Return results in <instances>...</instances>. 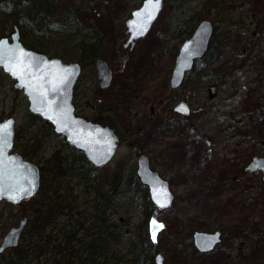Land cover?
I'll return each mask as SVG.
<instances>
[{
    "label": "rangeland",
    "instance_id": "obj_1",
    "mask_svg": "<svg viewBox=\"0 0 264 264\" xmlns=\"http://www.w3.org/2000/svg\"><path fill=\"white\" fill-rule=\"evenodd\" d=\"M203 1L189 0L180 10L173 1L165 2L149 33L132 49L124 44L128 39L126 20L139 6L136 0L86 4L88 10L79 17L82 33L100 39L104 49L100 57L112 69L113 81L101 89L95 66H87L74 104L87 118L103 110L122 136L113 160L96 168L101 179L107 180L121 162L136 166L140 152L170 181L174 205L153 229L165 264H264V177L261 172L246 170L254 156H264V0H233L237 5L244 3L240 9L244 29L250 30L224 25L228 36L216 53L213 75L207 74L212 67L197 64L181 88L169 90L174 53L180 46L172 37L178 27L194 21L189 19L201 10ZM225 1L223 11H229L232 0ZM206 11H217L210 12L209 20L221 19V4ZM56 12L51 30L61 25L64 32L66 21ZM2 29L0 23V32ZM223 32L220 25L217 33ZM200 70L206 71L204 77ZM193 80L202 89L192 92ZM14 82L0 68V121L13 116L18 127L27 117L29 103L26 95L14 88ZM232 82L240 92L237 98L230 94ZM181 100L191 107L189 117L172 112ZM47 144L46 154L58 140L50 136ZM122 196L117 220L131 216L132 224L139 223L145 200L136 194ZM32 210L28 200L19 205L0 203V243ZM214 230L223 233L222 243L213 252L200 254L192 234ZM134 231L135 227L128 232L126 247L130 239L137 240ZM151 254L138 252L145 264Z\"/></svg>",
    "mask_w": 264,
    "mask_h": 264
},
{
    "label": "trees",
    "instance_id": "obj_2",
    "mask_svg": "<svg viewBox=\"0 0 264 264\" xmlns=\"http://www.w3.org/2000/svg\"><path fill=\"white\" fill-rule=\"evenodd\" d=\"M94 1L100 4L105 0ZM94 1L0 0V23L3 28L0 38L9 36L17 26L21 41L27 48L67 62L78 61L84 70L94 65L95 59L104 51L100 39L82 33L83 23L79 19L80 14L88 10L86 4ZM136 1L139 5L143 2ZM169 1H173L178 10L189 2L165 0ZM225 3V0L203 1L201 10L194 11L189 19L194 21L188 24L187 19L182 21L186 26L178 27L172 37L173 41L181 44L192 34L197 22L209 20L210 12H217L206 10L218 8L221 4V19L217 22L211 20L214 34L209 51L199 62L205 67H212L207 72L210 75L217 70L216 53L228 36V28L224 25L239 27L244 32L250 30L244 29V15L240 11L244 3L237 5L232 0L229 11H223ZM62 6L67 7L56 12ZM55 12L66 21L64 32L61 25L51 30V18ZM220 25L224 27L221 34L217 33ZM48 43L58 44V47L51 48ZM200 71V77H204L206 71ZM217 78L221 79V76ZM195 81L191 86L192 92L202 89ZM75 89H78V85ZM230 91L232 97L239 96L236 82L230 84ZM89 119L118 130L116 122L103 110L97 111ZM50 136H55L58 144L46 154ZM14 148L24 158L40 166L41 186L38 193L28 200L33 204V210L18 246L1 255L0 264H145L138 255L139 251L153 252L147 264H155L154 253L160 249L153 239V227L162 219L165 211L152 204L147 187L136 175L133 162H121L107 180L101 179L83 153L70 146L64 137L56 135L50 123L30 112L16 129ZM128 194L141 195L145 200L142 219L136 224L131 223V216L126 219L119 217L118 220L116 217L122 207V195ZM134 227L133 235L137 240L130 239L126 247V237Z\"/></svg>",
    "mask_w": 264,
    "mask_h": 264
},
{
    "label": "water",
    "instance_id": "obj_3",
    "mask_svg": "<svg viewBox=\"0 0 264 264\" xmlns=\"http://www.w3.org/2000/svg\"><path fill=\"white\" fill-rule=\"evenodd\" d=\"M164 1L159 0V8L151 19L147 15L148 0H144L141 6L131 13V17L126 21L129 37L124 44L125 48L132 49L139 39L149 33L163 10ZM141 28L143 33L136 35ZM213 33V23L203 20L193 34L181 44L170 77V89L179 88L186 74L204 58ZM0 51L4 53L0 67L15 81L14 88L26 95L29 112L50 123L55 133L63 136L72 147L82 152L93 166L101 168L107 165L118 151L120 138L110 126L77 115L73 99L82 65L79 62H65L58 57H49L25 47L17 26L10 37L0 38ZM21 68L22 77L13 75V70L20 71ZM95 68L100 87H109L113 72L107 61L103 58L96 59ZM181 107L186 111H178ZM174 110L185 117L190 115V107L185 101L179 102ZM5 124H10L11 127L6 142L0 141V203L6 201L18 205L37 194L41 186V171L39 165L14 150L16 119L13 116L5 118L0 121V128ZM247 170L262 171L264 174V157H255L247 166ZM136 175L148 188L150 200L158 209L167 210L173 206L175 195L170 182L153 170L149 157L144 153L137 157ZM26 224L27 217L4 235L0 244V255L19 244ZM221 235L219 230L195 231L192 238L197 251L207 254L213 252L221 243ZM154 263L165 264L161 253L155 255Z\"/></svg>",
    "mask_w": 264,
    "mask_h": 264
},
{
    "label": "snow or ice",
    "instance_id": "obj_4",
    "mask_svg": "<svg viewBox=\"0 0 264 264\" xmlns=\"http://www.w3.org/2000/svg\"><path fill=\"white\" fill-rule=\"evenodd\" d=\"M149 8L147 11L148 18L151 19L153 13L159 8V0H148ZM139 15V14H138ZM143 33V29L141 28L136 32V35H141ZM22 55V54H21ZM4 53L0 51V60H3ZM21 64L23 61L20 62ZM13 75L21 76L23 75V69L20 71L13 70ZM178 111H186L185 108L181 107ZM51 118V117H50ZM10 124H5L2 128H0V141L6 142L7 136L10 135ZM164 206V205H161ZM155 224V222H153ZM162 225H158L157 228H162ZM153 239H155V231L153 232Z\"/></svg>",
    "mask_w": 264,
    "mask_h": 264
},
{
    "label": "flooded vegetation",
    "instance_id": "obj_5",
    "mask_svg": "<svg viewBox=\"0 0 264 264\" xmlns=\"http://www.w3.org/2000/svg\"><path fill=\"white\" fill-rule=\"evenodd\" d=\"M192 73H193V72H190V73H187V74H186L183 84L188 80L189 76H190ZM183 84H182V86H183ZM169 90H171V89H169ZM181 101H185V100H181ZM179 102H180V101H179ZM179 102H178V103H179ZM186 102H187V101H186ZM176 105H177V104H176ZM176 105H175V106H176ZM175 106H174V108H175ZM174 108L172 109V112H173V113H176V114H178V115H180L179 113L175 112ZM181 116H182V115H181ZM115 131H116V130H115ZM117 131H118V130H117ZM117 131H116V132H117ZM118 132H119V131H118ZM118 132H117V133H118ZM119 137L122 139V136L119 135ZM139 153H140V152H139ZM139 153H138V154H139ZM255 157H263V156H254L253 158H255ZM258 172H259V171H258ZM263 177H264V176H263ZM221 234H222V235H221V239H222V240H221V243H222V241H223V233L221 232Z\"/></svg>",
    "mask_w": 264,
    "mask_h": 264
},
{
    "label": "bare ground",
    "instance_id": "obj_6",
    "mask_svg": "<svg viewBox=\"0 0 264 264\" xmlns=\"http://www.w3.org/2000/svg\"><path fill=\"white\" fill-rule=\"evenodd\" d=\"M148 195H149V194H148ZM149 199H150V197H149ZM151 202H152V201H151ZM152 204H153V203H152ZM154 206H155V205H154ZM168 210H169V209L165 210V212L168 211Z\"/></svg>",
    "mask_w": 264,
    "mask_h": 264
}]
</instances>
